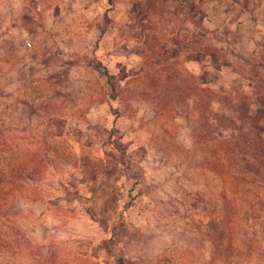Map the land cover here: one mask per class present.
Instances as JSON below:
<instances>
[{"label":"rangeland","instance_id":"obj_1","mask_svg":"<svg viewBox=\"0 0 264 264\" xmlns=\"http://www.w3.org/2000/svg\"><path fill=\"white\" fill-rule=\"evenodd\" d=\"M261 98L264 0H0V264H264Z\"/></svg>","mask_w":264,"mask_h":264},{"label":"trees","instance_id":"obj_2","mask_svg":"<svg viewBox=\"0 0 264 264\" xmlns=\"http://www.w3.org/2000/svg\"><path fill=\"white\" fill-rule=\"evenodd\" d=\"M259 105H260V108L257 110L255 116L250 117L251 121H252V119H255V120L259 119V120H262L264 122V98H261V100L259 101ZM260 115H261V117H260ZM251 124L252 125H251V128L249 129V132H251L252 135L256 136L258 141L261 142L260 137H257V131H258L257 123L251 122ZM260 127H262V126H260ZM253 174H256V170H255V173H253Z\"/></svg>","mask_w":264,"mask_h":264}]
</instances>
